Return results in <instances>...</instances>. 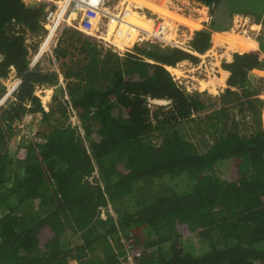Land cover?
<instances>
[{
	"label": "trees",
	"instance_id": "obj_1",
	"mask_svg": "<svg viewBox=\"0 0 264 264\" xmlns=\"http://www.w3.org/2000/svg\"><path fill=\"white\" fill-rule=\"evenodd\" d=\"M194 1L209 7L211 31L196 32L192 53L148 45L119 56L65 29L57 72L44 56L30 68L46 5L0 0V101L11 73L20 79L0 107V264H264V130L245 122L263 125L264 89L251 75L264 74V0ZM248 14L261 26L260 49L251 42L222 64L225 128L212 143L191 141L203 95L183 91L168 68L197 63L213 34ZM9 25L24 33L10 36ZM71 50L81 57L69 61ZM61 77L69 99L46 106L37 87ZM28 114L41 115L36 137L17 143ZM113 204L116 215L103 212ZM190 235L201 243L187 245Z\"/></svg>",
	"mask_w": 264,
	"mask_h": 264
},
{
	"label": "built area",
	"instance_id": "obj_2",
	"mask_svg": "<svg viewBox=\"0 0 264 264\" xmlns=\"http://www.w3.org/2000/svg\"><path fill=\"white\" fill-rule=\"evenodd\" d=\"M188 1L190 2L189 6L184 5L183 1L174 4L172 10L178 15H161L157 9H150L133 0H40L41 3L46 4V17L42 21V26L46 28V31L38 53H35L37 51L34 49L30 51V68H35L46 54L48 56L50 54L51 66H59L54 58V48L59 35L65 29H73L88 36L99 48V44H102L119 56H123L121 47L126 49V52L130 51L129 46L126 47V45L123 46L121 43L115 42L113 37L123 28L130 30L129 36L134 35L135 46L155 45L163 49H179L191 53V43L196 32L203 29L211 31L209 27L210 9L197 1ZM176 16H183L184 20H180ZM191 16L195 18V25H199L198 28L191 25ZM135 18H138L141 23L147 22L148 25L145 27L135 23ZM213 49H210L205 55H196L198 58H202L201 64L191 61H186L185 64L189 63L190 69L197 70L200 75L206 76L209 80L211 76L208 72L209 69H216L218 73L220 72L217 69L220 63L213 64L210 60L208 62L211 57L208 54L214 52L215 49ZM181 64L184 63L178 64L175 68ZM175 68L172 69L175 70ZM204 70L207 73L203 74ZM169 71L171 72V68ZM171 74L178 86L189 95L203 92H200L197 85L200 87V82L205 81L204 78L200 80L199 77H178L173 72ZM187 78H191V80L187 81ZM19 85L20 79L17 78V75L11 76L8 81V91L0 101V107L13 99ZM40 91H42L41 88L37 87L36 95ZM162 103V101H150V104Z\"/></svg>",
	"mask_w": 264,
	"mask_h": 264
},
{
	"label": "rangeland",
	"instance_id": "obj_3",
	"mask_svg": "<svg viewBox=\"0 0 264 264\" xmlns=\"http://www.w3.org/2000/svg\"><path fill=\"white\" fill-rule=\"evenodd\" d=\"M207 12V11H205ZM203 12V14L205 13ZM198 14V13H197ZM205 15V14H204ZM199 25H194V28H198ZM261 26L258 24L257 19L253 16V15H237L234 17V21H233V26L232 29H230L229 32H226L222 35H215L212 39L213 42V47L214 48V52L209 53L208 55L211 56L208 59L215 64V63H220L218 66V70H220V72L218 73L216 69H209V74H211L209 80L206 76L204 75H200L199 72L197 70L194 69H190L189 68V63H184L179 65V67L177 68V70L171 69V72H173V74H177L178 77H183V76H189L192 78V76L194 77H199L200 80H202L203 78L205 79V81H201L202 83H204L203 85H205V88L207 89H202V87L198 86L200 92L203 91L202 93H199L203 96L202 100L204 102V108L203 110L196 114L194 116V119H198L201 124H196L194 122H191L188 125V128H186V134L188 136V139L191 141H197V142H202V140H211L209 141V143H212L213 139L216 138L218 136V133L223 131L225 128L224 123L227 122L226 117L224 116V114H220L221 110L225 109V106L228 107L227 105H225V103L221 100V96L225 94V91L228 89V85H227V80L225 79L224 83L222 84V82L219 81V79L221 80L223 77H225V74L223 73V69L221 64L224 63H228L229 61L231 62V58L232 56L241 51V48L243 46H247L249 45L251 42L256 43L257 48H259V44H257V40L259 38H261L260 36L261 34ZM45 36V32L43 34V36H34L30 38V42H33V46L34 44H36L34 50L37 51L35 53H38V49L40 44H42L43 42V38ZM69 36V35H68ZM42 37V39H41ZM67 38V36L64 37L63 40H65ZM135 39V38H134ZM62 40V41H63ZM134 41V40H133ZM126 45V47H128L129 45L127 43H122V45ZM64 46L67 45L66 40L64 41ZM100 48L107 51V50H111L110 48L99 44ZM121 45V46H122ZM133 45V44H132ZM131 45V46H132ZM255 46V47H256ZM80 48V46H79ZM123 49L122 55L124 56L126 54V49H124L123 47H121ZM129 48L133 51V47ZM211 48V49H212ZM260 49V48H259ZM112 51V50H111ZM71 55L69 57V61L73 60L76 61L77 59H79L81 56L77 55L79 52H75L74 50H71ZM211 54V55H210ZM213 56V57H212ZM44 57L49 60L50 59V54L49 56L46 54L44 55ZM76 58V59H75ZM207 60V59H206ZM202 58H199V61L197 62L198 64H201ZM50 66V64L48 63V67ZM54 67V68H53ZM50 69H52L53 71H59V66L55 67L52 66V68L50 67ZM207 72H203V74H205ZM15 75H17L15 72L11 73V76L14 77ZM185 77V78H186ZM252 80L254 82V85L259 87L261 90L264 89V76L262 74V72L259 73H252L251 75ZM191 78H187V81H190ZM194 80H196V78H194ZM209 83L211 85H209ZM62 85V90L59 91V93H55V88H47V89H41L42 91L38 92V95L42 102L46 105V106H51L53 100L55 98H59V100H68L69 96L67 93V87L69 85H67V81H65V79L63 77H61L60 80V84ZM58 85V86H59ZM196 85V83H195ZM258 99L263 100L264 102V93L261 94V96L258 97ZM7 104V103H4ZM167 103L164 104H160V105H154V106H166ZM259 108L262 110L263 113V121H262V126L259 125V123H256L254 120L253 121H248L247 119H243L242 118V114L238 113V110H232L230 113H232L234 116L237 117L238 120L244 121L246 122V124L251 127L254 128L255 126L258 128H263L264 130V106H259ZM250 112V110L248 111ZM247 112V113H248ZM249 115V114H248ZM233 117V116H232ZM78 121V119L74 116L73 118H71V121ZM41 121V115H30L26 118V120L22 123H20L21 127L17 128V133H18V140L16 141L17 143L22 142L23 140L25 141H30L32 139H35L36 137V133L39 129V124ZM217 122V123H216ZM216 123V124H214ZM212 124V125H211ZM214 124V125H213ZM228 125H231V122L228 121ZM199 126H201V128H199ZM81 131L84 132V130L81 128ZM85 133V132H84ZM83 133V134H84ZM203 134V136L201 135ZM16 146V145H15ZM17 147V146H16ZM220 172L223 176H227V174L229 173L228 167L225 164V166H223L220 169ZM167 183V182H166ZM180 181L177 182H169V184H175L177 185L175 187V190L177 191H182V186L180 185ZM183 183V182H182ZM184 186V183H183ZM117 205L115 206V204L110 206V212L114 213L116 215V208ZM115 209V210H114ZM187 245H194V244H198L201 243V239L197 236V235H190L188 236L185 240H184Z\"/></svg>",
	"mask_w": 264,
	"mask_h": 264
},
{
	"label": "crops",
	"instance_id": "obj_4",
	"mask_svg": "<svg viewBox=\"0 0 264 264\" xmlns=\"http://www.w3.org/2000/svg\"><path fill=\"white\" fill-rule=\"evenodd\" d=\"M40 0H27V4H35L36 2L37 3H39L40 4V2H39ZM133 1H135L136 3H138V4H140V5H142V6H145V7H148V8H155V9H157V11L161 14V15H178L175 11H173L172 9H173V7H174V4L175 3H178L179 1H183V3H184V5H187V6H189V1L188 0H133ZM38 4V5H39ZM35 5H37V4H35ZM178 19H180V20H184V18H183V16H176ZM190 22H191V25L192 26H194L195 24H196V20H195V18H193V16H191L190 17ZM192 29H194V28H192ZM201 29V28H200ZM219 35H222V34H219ZM85 36V35H84ZM86 37H88V36H86ZM89 38V37H88ZM131 39L132 41L133 40H135L134 39V35H131V36H128V38L127 39ZM115 41H116V39H114ZM113 40V41H114ZM258 44V43H257ZM123 46H124V44H123ZM130 47H135V44H134V41H133V45L132 46H130ZM256 48H257V46H256ZM231 61H232V58H231ZM186 61H184L183 63H185ZM171 69L173 68V67H170ZM169 68V69H170ZM223 73L225 74V77H227V78H225L226 80H228V78H229V76H230V73L229 72H227V71H225V70H223ZM263 74V73H262ZM263 76H264V74H263ZM225 79H224V81H225ZM225 84V83H224ZM45 89H47V88H51V87H49V86H45L44 87ZM261 96V95H260Z\"/></svg>",
	"mask_w": 264,
	"mask_h": 264
},
{
	"label": "bare ground",
	"instance_id": "obj_5",
	"mask_svg": "<svg viewBox=\"0 0 264 264\" xmlns=\"http://www.w3.org/2000/svg\"><path fill=\"white\" fill-rule=\"evenodd\" d=\"M135 23H137V24H140V25H143V26H147L148 25V23L147 22H143V23H141L139 20H138V18H135ZM114 31V30H113ZM129 33H130V30L128 29V28H123L121 31H119V32H116L115 34H114V38L116 39V41L115 42H119V43H127L129 46H131L132 44H133V41L129 38V39H127L128 38V36H129ZM112 35V34H111ZM173 68H175V67H173ZM175 70H177V68H175ZM227 78V77H226ZM224 77L220 80L219 79V81L220 82H222V84L224 83ZM204 83H202V82H200V85H201V87H202V89H207V88H205V85H203ZM209 85H211L210 83H209Z\"/></svg>",
	"mask_w": 264,
	"mask_h": 264
},
{
	"label": "water",
	"instance_id": "obj_6",
	"mask_svg": "<svg viewBox=\"0 0 264 264\" xmlns=\"http://www.w3.org/2000/svg\"><path fill=\"white\" fill-rule=\"evenodd\" d=\"M37 5H35V4H28V7H31V8H33V7H36ZM5 31L6 32H8V34L10 35V36H13V35H16V34H20V33H24L23 32V29L22 28H19V29H15V27L13 26V25H9L6 29H5ZM3 60V57L2 56H0V61H2ZM62 85H59V86H57L56 88H55V93H59V91L60 90H62Z\"/></svg>",
	"mask_w": 264,
	"mask_h": 264
},
{
	"label": "clouds",
	"instance_id": "obj_7",
	"mask_svg": "<svg viewBox=\"0 0 264 264\" xmlns=\"http://www.w3.org/2000/svg\"><path fill=\"white\" fill-rule=\"evenodd\" d=\"M25 2H26V0H25ZM39 2H40V1H39ZM35 4H37L36 7H38V6H40L41 4H44V3H41V2H40V4H39V3L36 2ZM38 4H39V5H38ZM26 5L28 6L27 2H26ZM44 5H46V4H44ZM45 12H46V8H45ZM248 15H253V14H248ZM253 16H254V15H253ZM254 17H255V16H254ZM255 18H256V17H255ZM228 32H229V31H228ZM219 34H220V33H219ZM223 34H224V33H223ZM215 35H216V34H213V37H214ZM257 43L259 44L258 40H257ZM212 44H213V42H212ZM135 47H136V46H135ZM135 47H134V48H135ZM134 48H133V49H134ZM211 48H212V47H211ZM252 48H256V47H252ZM128 52H132V50L130 49V51H128ZM128 52H126V53H128ZM239 52H240V51H239ZM191 53H192V52H191ZM116 54H117V53H116ZM194 55H196V53H195ZM232 60H233V56H232ZM231 62H232V61H231ZM228 63H230V61H229ZM169 68H170V67H169ZM222 69H223V68H222ZM168 70H169V69H168ZM14 72H15V71H14ZM15 73H16V72H15ZM47 86H49V85H46V87H47ZM49 87L53 88V86H49ZM54 87H57V86H54ZM41 89L43 90V89H45V88H44V87H41ZM36 92H37V89H36ZM38 97H39V96H38ZM39 98H40V97H39ZM40 99H41V98H40ZM162 102H163L162 104L166 103L165 101H162ZM153 105H156V104H153ZM157 105H160V104H157ZM30 115H31V114H30ZM28 116H29V114L26 116V118H27ZM26 118H25V120H26ZM25 120H24V121H25ZM18 127H21V126H20V123H17V124H16V129H17ZM17 131H18V130H17ZM110 206H111V205H110ZM110 206L108 207V209H105L103 212L106 213V214L111 213V212H110Z\"/></svg>",
	"mask_w": 264,
	"mask_h": 264
}]
</instances>
